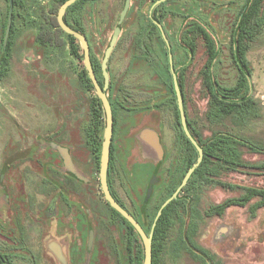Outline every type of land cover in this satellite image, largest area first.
<instances>
[{
  "label": "rangeland",
  "instance_id": "1",
  "mask_svg": "<svg viewBox=\"0 0 264 264\" xmlns=\"http://www.w3.org/2000/svg\"><path fill=\"white\" fill-rule=\"evenodd\" d=\"M157 1L130 0L107 69L112 84L110 98L116 104L120 121L124 116L117 139L123 141V134L129 127L138 126L146 119V128L137 133L138 139L142 131L155 127L151 116L158 115L165 126L168 119L170 129L177 128V134L172 132L174 136H165L167 159L175 158L176 167L186 159V168L183 166L181 175L176 176L170 191L161 194L157 189L147 215L141 218L136 213L146 234L150 233L159 206L170 197L185 171L197 159L193 147L178 140L179 133L181 137L183 134L175 118L176 99L168 49L161 42L160 32L152 28L151 16L157 19L166 35L174 71L188 62L183 45L176 46L182 31L189 23H201L211 33L218 49L212 68L214 79L220 87L230 88L237 77L231 52V31L245 2L166 0L154 6ZM123 5L124 0H94L84 5L83 32L92 56L100 63ZM7 7L6 0H0V40ZM55 10L57 6L49 0H26L25 10L15 9L19 16L14 19L17 31L10 68L8 75L0 80V257H11L3 264H36L37 257L51 258L46 246L55 242L62 246L65 255H74L76 262L84 264L88 231L92 229L96 233L91 255L97 257V263L91 264H130L129 256L137 254L140 262L143 247L137 237L132 236L133 254L130 255L125 226L119 219L114 218L113 224L109 222L111 212L101 195L96 174L99 152L88 157L84 151L83 133L90 124L91 103L96 94L89 90L82 77L81 50L74 56L64 34L56 28L49 32L50 23H56ZM69 23L73 24L72 19ZM39 33H50L52 40L38 41ZM247 59L252 67L253 111L210 124L205 118L208 98L199 76L206 53L202 39L197 40L195 57L184 77L187 115L203 138L213 133L231 137L237 161L219 170L217 177L234 189L202 182L182 188L166 235L161 264H264V207L254 216L249 212L256 199L246 206H231L222 216L207 215L211 206L240 197L245 188L264 190V29L250 42ZM138 101H148L151 106L136 113L138 110L130 105ZM121 103L127 110L122 109ZM130 112L135 114L127 116ZM97 124L100 150L105 128L103 115ZM53 145H67L76 162H88L85 176L81 175L90 178L91 184L84 186L76 182L74 191L87 195V209L96 214L92 223L85 222L84 209L77 199L69 197L78 219L66 216L62 198L57 202L52 200L56 192L46 180L56 176L57 168L61 169L58 177L61 183H64L62 176L67 177ZM140 155L146 162L156 159L153 155H145L143 150ZM141 165L136 166L137 179L144 180L148 170ZM166 172L164 166L161 180ZM138 197H143L140 190ZM48 209L51 213L58 211L59 215L50 218ZM116 222L120 224L118 228L114 226ZM69 231L72 236L64 237ZM71 239L72 247L69 245Z\"/></svg>",
  "mask_w": 264,
  "mask_h": 264
},
{
  "label": "trees",
  "instance_id": "2",
  "mask_svg": "<svg viewBox=\"0 0 264 264\" xmlns=\"http://www.w3.org/2000/svg\"><path fill=\"white\" fill-rule=\"evenodd\" d=\"M11 1L13 8L12 23L9 36L5 44L4 36L8 20L9 0H6L8 7L6 11L5 22L2 25V35L0 40V80L8 75L10 68V60L12 57L17 31V28L14 26V19L16 16H19L18 13L16 14L15 9H26V0ZM49 1L59 9V7L67 0ZM88 1L94 0L77 1L66 10V15L64 17L66 25L83 36H85V34L83 32L82 12L84 5ZM57 11L55 10V20ZM69 19H72L74 25L69 23ZM151 20L153 22L152 28L156 31H159L156 25L157 19L151 16ZM54 28L58 29L60 33L66 36L70 45L71 53L74 56H78V52L81 50L78 45V41L71 35L64 33L57 25V22L55 24L50 23L49 32ZM263 29L264 0H245L235 18L230 40L232 45V59L237 70L236 81L233 87L222 88L215 81L212 71L214 61L218 56V49L211 33H209L199 22H193L186 25L185 29L181 33L179 41L176 42V46L183 45L184 50L188 55V62L179 69L175 70V74L177 76L178 85L183 98L184 111L186 114L188 127L192 126V122L188 118L185 106L184 77L186 69L188 68L187 66L191 64L195 57L197 40L199 38L202 39L206 53V61L199 71L201 84L208 98V107L205 118L210 124L216 125L229 117H242L244 113H250L254 109V97L251 92L250 84L252 67L247 59V53L249 51L250 42L253 41L263 31ZM49 34L50 33L47 35L46 33H39L37 35V40L42 43L51 41L52 38ZM161 42L164 48H166V44L162 38ZM60 43L61 42H59V44ZM168 52L171 51H167V55ZM81 58L83 59L82 51ZM90 60L97 81L101 86L103 81L101 63L92 56L91 50ZM82 77L85 78V82L87 83L89 90L94 91L93 85L87 75L85 68H83ZM174 112L177 124L180 127L179 113L176 103L174 105ZM103 114L104 112L100 100L95 95V98L91 103V120L93 121L94 127L97 128V121ZM182 137L184 138L185 142L192 147L191 143L184 137V135H182ZM198 137V145L203 150V160L199 167L196 168L194 173L191 175L186 185H194L196 182H202L206 185L218 186L224 189H234L232 185L220 181L217 177L219 170L223 168L227 169L229 165L235 164L237 161V155L232 149L233 141L231 137L228 134L222 133H213L209 138H203L201 135H198ZM194 151L197 155L196 150ZM253 199H256L257 201L249 207V212L251 216H254L258 209L264 207V190L254 188H245L240 197L228 199L219 205L211 206L207 212V215L222 216L227 208L231 206H246ZM177 202L178 200L174 199L170 204L161 210V215L157 218L155 226L152 229V264H161V255L164 249L166 235L171 224V218L176 210ZM141 261L142 257L140 258L139 264H141ZM0 264H2L1 261Z\"/></svg>",
  "mask_w": 264,
  "mask_h": 264
},
{
  "label": "flooded vegetation",
  "instance_id": "3",
  "mask_svg": "<svg viewBox=\"0 0 264 264\" xmlns=\"http://www.w3.org/2000/svg\"><path fill=\"white\" fill-rule=\"evenodd\" d=\"M89 47H90V45H89ZM90 50H91V47H90ZM111 90H112V84L109 83V88L107 90V99H108L109 104L111 106L112 115H113V133H112L111 144H110L109 165H108L107 177H106L108 191H109L111 197L114 199V201L127 214H129L145 232L142 221H140V219L137 218L136 213L138 212L141 215V218L143 217V215H147L148 211L151 208V202H152L153 198L155 197V193H156L157 189H159L157 193L162 192L161 194H163L164 192L170 191L172 183H174L176 180V176L181 175V171L183 170V166L185 167L184 163H185L186 159L183 157L184 158L183 161L180 162L179 166H177V167H176L177 160H175V158L169 160V157H168V159H167L166 147L164 144L165 136L166 135H169V136L173 135L174 136V134H177V128L175 129L173 127L170 129L171 125H170V121L168 119L166 121V126H165L163 123V119H161V116L159 117L158 115L156 116V115L152 114L151 119L155 124V127H152V130L158 134L159 143H160V146L162 149L161 156H160L159 152L156 150V148L154 146H152V144L150 143L153 141L152 137L147 138V141L141 140L142 142L136 138L137 133L139 131L143 130L144 128H146V119H143V122H141V124H139L138 126L135 125V127H133L134 129L132 127H129V129L123 134V137H124L122 139L123 141L120 142V140L117 139V133L120 130L124 116L122 115V117H121L122 121H120L119 114L115 108L116 104L110 98ZM120 106L122 107V109L127 110L123 106L122 103L120 104ZM147 106H151V105H149L148 101L147 102H143V101L139 102L138 101L135 104L130 105V108L137 109L138 111L136 113H140L141 111L147 109L148 108ZM133 114H135V113L130 112V115L127 114V116H131ZM103 120L105 123L104 114H103ZM179 123H180V119H179ZM187 128H188V131H189L190 135L192 136V138L198 144V138H199L198 135H200V133L193 126H191V127L187 126ZM179 130L182 132V134L186 138L181 125H180ZM103 135H104V131H103ZM103 140H104V138L102 137V140L100 142V150H98V142L99 141L97 139V128L94 127L93 121L91 120L89 126L84 129V133H83L84 151L87 153L88 157L91 154L97 155L99 152V161H98V167L96 170V174L98 175L99 189H100L101 195H102L106 205L108 206V208L111 212L109 215V222L113 224V222H114L113 220L115 218V219H119L120 224H123L125 226V229L127 231V250L131 255V254H133L132 236L135 235L137 237V239L140 241L142 247H143V244H142V240H141L140 236L138 235V233L136 232V230L130 225V223L126 219H124L118 212H116L109 205V203L106 201L105 196L102 192L101 184H100V178H99V165H100V156H101V149H102ZM178 140L179 141L182 140L184 142V145L186 144L184 138L181 137V133H179ZM173 142H174V139H173ZM60 147L65 149L68 152V155H69L70 160L72 162V168L75 171V173H71L66 169V167L64 165V160H63L61 154L56 150L62 159V165L64 167L63 170L67 171V177L62 176L64 183H61L59 181V178H58L60 176L59 173H60L61 169L59 170L57 168V171L54 173L57 177L56 176L55 177L49 176L48 179L46 180V183H49L51 185L52 190L54 192H56V195L53 197L52 200L54 202H57L60 198H62L64 200L63 201L64 207H65L64 213H66V216H73L72 219L73 218L78 219L77 211L74 210L73 205L69 202L70 201L69 197L71 196L73 199H77L78 203L81 204V207L84 209V216L86 217L85 222L86 223L87 222L92 223L94 221L93 217L96 216V214L94 211L92 212V211L87 209L88 208L87 203H86L87 198H88L87 195L85 193L74 191L75 187L77 186L76 182H80L84 186L91 184L90 178L86 179L85 177H83V176H85L87 169L89 168L87 165L88 162H84V163L76 162L73 154L70 151V148L67 145H60ZM141 147H144V149L143 148L141 149ZM192 147L194 148V150H196L193 145H192ZM141 150H143L145 155L148 154V155H150V157H151V155H153V157H155L156 159L154 158L155 160H153L152 158H150L149 161L146 162V158H144V160H143L142 156L140 155ZM138 163L143 164L141 166H143L144 170H148V172L145 176L146 178H144V180H141V178L137 179L138 176H137L136 166L138 165ZM164 166H165V169L167 170V172L164 174V176H165L164 180L163 179L161 180L160 173H161V171H163ZM187 170L185 171L184 175L186 174ZM184 175H183V177H184ZM183 177H182V179H183ZM112 179H114V180H112ZM182 179H181V181H182ZM181 181H180L179 185L181 184ZM179 185L174 189L173 193L177 190ZM150 188H151V190H150ZM139 190L143 193L142 199H140L138 197ZM181 190L179 191V193L176 197L177 200H178V198H180ZM172 194L170 195V197L172 196ZM163 203L159 206L158 210L156 211V213L154 215V218H153L151 225H150V233L152 231L153 225L156 223L155 219H156L157 213L160 211ZM48 210L50 211L51 209H48ZM59 213H61L60 210H59ZM58 215H59L58 211L53 212V213H51V211H50L47 216H49L50 218H56ZM120 224H119V222H116V223H114V226L116 228H118L120 226ZM116 231H117V229H116ZM94 232L96 233V231H93L92 229H89V231H88V239H87V243H86V254H85L84 264L97 263V261H96L97 257H95V255H93V256L91 255V251L93 249V243L95 241L94 240L95 239L94 238ZM69 233H71V231L66 233L64 235V237L65 236L71 237L72 233L71 234H69ZM145 234H146V232H145ZM149 234H146V235L149 236ZM91 235H92V239H91L92 245H91V248L89 250V256H87L88 242H89ZM66 242H68V241H66ZM71 243H72V239L69 241L70 246H71ZM50 245H51V248H49V245H47L46 247H47V250L50 251V253L52 254L51 258H50L51 260L46 258V257L40 256V257H37L36 264H76V263L80 264V262H76V257H74V255H73V257L70 256L69 254L65 255L61 245H59L55 242H51ZM67 247H68V245H67ZM73 248H74V246H73ZM143 256H144V254L142 252L141 264H143ZM8 259H11V257L8 255H3L0 257V261L2 264L5 260H8ZM129 259H130V262H129L130 264H139V255L138 254H137V256L135 255L134 257H133V255L129 256ZM46 260H48L49 263H47Z\"/></svg>",
  "mask_w": 264,
  "mask_h": 264
},
{
  "label": "water",
  "instance_id": "4",
  "mask_svg": "<svg viewBox=\"0 0 264 264\" xmlns=\"http://www.w3.org/2000/svg\"><path fill=\"white\" fill-rule=\"evenodd\" d=\"M77 1H79V0H67V1H65L59 7V9L57 11L56 22H57V25L59 26V28L64 33L71 35L72 37H74L78 41L80 48H81V51H82V55H83L84 68L87 71V75H88V77H89V79L93 85L94 92H95L97 98L100 100V103H101V106H102V109L104 112V116H105V128H104V135H103L104 140L102 143L100 165H99V178H100L101 189H102V192L105 196V199L109 203V205L116 212H118L124 219H126L130 223V225L136 230L138 235L140 236V238L142 240V244H143V254H144L143 264H152V231L149 234V236H147L145 234V232L143 231V229L138 225V223L114 201V199L111 197V195L108 191V186H107V181H106L107 169H108V165H109L110 144H111V138H112V133H113V115H112L111 106H110L109 101L107 99V90L109 88V76L107 73V69H108L109 58H110L111 53L114 49V46L117 43V40H118L119 35L121 33V30H122V25L125 21L127 13H128V10L130 7V0L124 1L122 11H121L119 19L117 21V25L113 31L110 42L104 51V55H103V58L101 61V72H102V76H103V81H102L101 86L99 85L97 78H96V75L92 69L91 60H90V47H89L88 40L82 34L72 30L69 26L66 25V23L64 21V17L66 15V10L71 5L76 3ZM164 1H166V0L157 1V2H155L154 6L161 3V2H164ZM12 9H13L12 8V1L9 0L8 20H7V27H6L5 36H4V44L7 41V38L9 36V32H10V28H11ZM156 25H157V28H158L160 34H161L162 39L164 40V42L167 46L168 51H170V45L167 41L166 35L164 34V32L162 30L161 25L158 23ZM171 56H172L171 53L168 52L170 71H171L172 80H173V90H174V94H175V98H176V104H177V110L179 113L180 125H181L183 132H184L186 138L188 139V141L195 147L198 156H197L196 162L187 170V172L184 175V177L181 181V184L179 185L177 190L172 194V196L170 198H168L163 203L160 211L157 213L155 220H157V218L160 216L161 210L163 208H165L168 204H170L174 199H176L179 191L187 184L189 178L194 173L196 168L199 167V165L202 163V160H203V150L200 148V146L192 138V136L190 135L188 128H187V118H186V114L184 111L183 98H182L180 87L178 85L177 76H176L175 71L172 67ZM138 136H139L138 139H140L142 141H144V140L147 141V138L152 137L153 141L150 143L152 144V146H154L156 148V150L159 152V154L161 156L162 149H161V146L159 143L158 134L155 131L144 130ZM52 147L54 149H56L61 154V156L64 160V165H65L66 169L71 173H75V171L72 168V162L70 160L68 152L59 146L53 145ZM150 190H151V188H150ZM154 225H153V227H154ZM91 239H92V235L90 236V239L88 242L87 256H89V250H90L91 245H92ZM49 248H51L50 244H49Z\"/></svg>",
  "mask_w": 264,
  "mask_h": 264
}]
</instances>
